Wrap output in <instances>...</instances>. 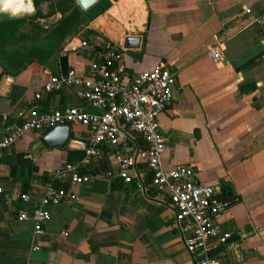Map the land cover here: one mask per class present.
<instances>
[{"label": "crops", "instance_id": "obj_1", "mask_svg": "<svg viewBox=\"0 0 264 264\" xmlns=\"http://www.w3.org/2000/svg\"><path fill=\"white\" fill-rule=\"evenodd\" d=\"M111 3L62 43L47 38L59 22L42 27L35 16L0 23V117L17 121L46 110L84 108L76 89L42 92L53 77L69 71L87 75L91 53L81 49L61 58L67 44L114 37L111 43L124 46L127 38L140 39L139 49H125L129 79L161 65L177 77L173 108L159 118L168 146L163 168L190 167L198 182L213 187L221 199L238 200L218 220L233 235L219 252L220 264H264V23L255 24L264 16V0ZM113 26L122 31L119 37L112 34ZM220 41L225 45L217 63L210 50ZM71 129L63 149L34 156L33 144L43 135L28 133L2 153L0 264H195L182 229L174 226L166 192L145 194L123 184L113 188L115 180L105 176L118 173V154L111 147L82 171L89 181L73 189L76 201L47 209L51 219L42 234H36L34 219L17 220L18 209H36L47 185L68 188L64 168L86 160L79 143L89 131L81 125ZM24 194L30 203L20 201Z\"/></svg>", "mask_w": 264, "mask_h": 264}, {"label": "built area", "instance_id": "obj_2", "mask_svg": "<svg viewBox=\"0 0 264 264\" xmlns=\"http://www.w3.org/2000/svg\"><path fill=\"white\" fill-rule=\"evenodd\" d=\"M245 14L251 16L252 11L247 9ZM263 23L264 16L255 19V24ZM224 45V41H220L210 50L217 63L221 61L220 51L224 50ZM81 49L91 53L87 75L79 76L75 71H69L65 76L53 77L42 92L49 95L64 88L76 89L84 108L46 110L31 119L21 116L17 121L0 117V159L4 151L28 133L42 136L55 127L74 125L84 126L89 131L86 139L79 143L86 160L81 165L64 168L63 173L69 176L68 188L47 185L46 195L36 209L30 213L18 209L17 220L34 219L36 234H42L51 219L47 209L76 201L73 189L89 181V176L83 175L82 171L91 160L101 158L104 148L111 147L118 154V173L107 171L105 176L145 194L166 192L175 214L174 226L182 229L185 250L195 264H220L219 252L233 235L224 232L218 220L238 200L221 199L213 187L198 182L190 167L175 166L167 171L162 166L168 146L159 118L173 108L176 74L161 65L152 72H143L129 79L125 71L126 50L122 43L82 40L75 46L70 42L60 56L67 58ZM41 95L37 93L35 99L41 100ZM2 194L4 191L0 188ZM20 201L30 203L31 197L24 194Z\"/></svg>", "mask_w": 264, "mask_h": 264}, {"label": "water", "instance_id": "obj_3", "mask_svg": "<svg viewBox=\"0 0 264 264\" xmlns=\"http://www.w3.org/2000/svg\"><path fill=\"white\" fill-rule=\"evenodd\" d=\"M81 12H88L102 0H74ZM117 2L119 0H110ZM35 0H0V23L22 21L37 16ZM140 39L127 38L124 41L126 50H137ZM72 129L69 126L55 127L39 138L32 147V154L37 156L41 151L63 149L71 139Z\"/></svg>", "mask_w": 264, "mask_h": 264}, {"label": "trees", "instance_id": "obj_4", "mask_svg": "<svg viewBox=\"0 0 264 264\" xmlns=\"http://www.w3.org/2000/svg\"><path fill=\"white\" fill-rule=\"evenodd\" d=\"M50 0H35L36 4L47 2ZM62 6L64 8H62ZM112 6L110 0H102L97 6L88 12H81L73 0H63L61 5L57 9L52 8L50 16L60 14L62 19L53 28L51 32H48L47 38H51L52 42H64L70 40L79 34L82 30L87 28L91 22L106 13ZM42 17L43 15L38 14L35 18ZM16 23V22H13ZM2 26V25H1ZM241 92L246 93L245 88L241 89ZM56 185V184H54ZM58 186V185H57ZM122 186V182L115 180L113 182V188L119 190ZM233 196L230 195L229 198Z\"/></svg>", "mask_w": 264, "mask_h": 264}, {"label": "rangeland", "instance_id": "obj_5", "mask_svg": "<svg viewBox=\"0 0 264 264\" xmlns=\"http://www.w3.org/2000/svg\"><path fill=\"white\" fill-rule=\"evenodd\" d=\"M62 1L63 0H50L47 2L39 3L38 5L36 4L38 14L43 15V18L42 17L35 18V20L37 19L43 20V22L38 25L42 27H48V28L54 27V25H56L57 22H59L62 19V16L60 14L50 16V13H51L52 8L57 9V7L61 5ZM62 8L64 7L62 6ZM111 31H112V34L117 37H119L122 34V31L117 26H113V28H111ZM105 41L114 42V37L107 38Z\"/></svg>", "mask_w": 264, "mask_h": 264}, {"label": "flooded vegetation", "instance_id": "obj_6", "mask_svg": "<svg viewBox=\"0 0 264 264\" xmlns=\"http://www.w3.org/2000/svg\"><path fill=\"white\" fill-rule=\"evenodd\" d=\"M37 10V9H36ZM37 15H38V11H37Z\"/></svg>", "mask_w": 264, "mask_h": 264}]
</instances>
